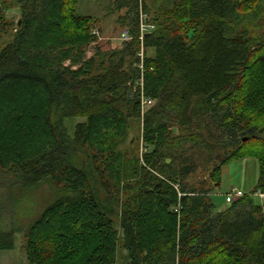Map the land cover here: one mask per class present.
Here are the masks:
<instances>
[{
	"label": "trees",
	"instance_id": "obj_1",
	"mask_svg": "<svg viewBox=\"0 0 264 264\" xmlns=\"http://www.w3.org/2000/svg\"><path fill=\"white\" fill-rule=\"evenodd\" d=\"M80 1L0 0V33L15 29L0 52V172L65 184L26 237L30 262L116 264L121 247L124 264H264V0H108L133 37L111 50ZM142 15L155 26L144 113L130 85ZM66 118L84 120L73 138ZM73 150L109 199L122 194L123 236ZM243 156L259 162L257 186L218 210L222 169ZM14 236L0 231V252Z\"/></svg>",
	"mask_w": 264,
	"mask_h": 264
},
{
	"label": "rangeland",
	"instance_id": "obj_2",
	"mask_svg": "<svg viewBox=\"0 0 264 264\" xmlns=\"http://www.w3.org/2000/svg\"><path fill=\"white\" fill-rule=\"evenodd\" d=\"M76 8L81 16L100 19L101 34L98 36L97 44L103 50L118 49L122 46V33L125 28L119 24L118 19L125 15V10H117L108 0H83L77 4ZM7 15L8 19L15 23L19 18V11L15 9ZM14 32L15 29L12 28L0 33V52L9 43ZM87 50L88 56L91 57L94 54L93 46ZM83 121L81 118H66L64 120V127L71 138L75 135L76 125ZM135 135L136 133L133 132L130 138L133 139ZM143 150L141 145L140 152ZM90 159L89 152L81 151L80 153L78 150L72 152L73 163L83 168V172L88 177L87 183L90 189L111 213L116 229L120 236H123L121 230L122 194L119 202L108 198L101 188L96 173L92 170L93 168L91 169L92 166L90 167ZM258 179L259 162L256 158L243 156L225 165L221 172V184L211 194L216 208L224 210L228 207L226 197L233 190L241 191L247 195L251 194L257 186ZM64 188L65 184L57 185L50 179L28 186L15 174L0 172V231L5 233L15 231V247L11 251L0 252V264H32L28 258L26 237L32 226L37 224L44 215L46 209L61 196ZM254 198L260 203L258 197L254 196ZM126 255L127 252L120 247L116 264H124L127 260Z\"/></svg>",
	"mask_w": 264,
	"mask_h": 264
},
{
	"label": "built area",
	"instance_id": "obj_3",
	"mask_svg": "<svg viewBox=\"0 0 264 264\" xmlns=\"http://www.w3.org/2000/svg\"><path fill=\"white\" fill-rule=\"evenodd\" d=\"M144 17L145 16L142 15L141 22H140L139 40L141 43V47H140V51L137 55L138 59H139L137 67L140 69L141 76H140L139 81L135 85L130 84L131 86H133L134 91H136V92L138 91V93H140L141 108H142L143 113L154 105V100L148 98L146 96V93H145L144 62H145V58H146V47H145L144 41H145V37L148 34H150L151 32H153V30L155 29V26L151 23H148L147 18L146 17L144 18ZM94 33L97 36L100 35L99 32H97V31ZM132 39H133V37H132L130 29L126 28L124 30V32L122 33V40L125 42H130V41H132ZM243 196H244L243 192L238 191V190H233L231 193L227 194L226 202L230 205L236 199L241 198ZM254 196H256L260 199L261 204H264V193L258 192Z\"/></svg>",
	"mask_w": 264,
	"mask_h": 264
}]
</instances>
